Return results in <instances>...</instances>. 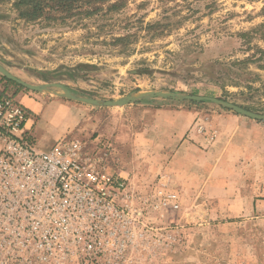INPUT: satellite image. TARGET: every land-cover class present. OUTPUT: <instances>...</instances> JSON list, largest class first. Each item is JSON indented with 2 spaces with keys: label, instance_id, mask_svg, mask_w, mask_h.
Instances as JSON below:
<instances>
[{
  "label": "rangeland",
  "instance_id": "obj_1",
  "mask_svg": "<svg viewBox=\"0 0 264 264\" xmlns=\"http://www.w3.org/2000/svg\"><path fill=\"white\" fill-rule=\"evenodd\" d=\"M125 1L119 13L28 23L18 18L12 0H0V65L31 85L61 84L76 96L102 102L137 92H169L214 97L264 115V0ZM157 21L180 25L166 37L150 39L143 28ZM128 31L139 33L130 54L113 42ZM4 78L0 74L12 94L10 86H18ZM19 91L25 95L17 93V101L37 119V132H66L60 140L77 138L90 152L109 145V171L125 172L138 192L149 191L166 176L180 193V210L163 219L164 226L179 232L176 243L168 249L151 246L139 264H264V187L253 186L264 178L263 163L230 165L227 173L213 178L217 188L210 197L208 187V203L201 205L194 201V189H184L168 165H157L155 153L148 161L141 153L146 148L130 140L152 120L144 111L159 105H189L203 118L228 110L213 103L158 98L142 105L94 107L24 87ZM42 99L65 104L70 120L59 111L47 119L33 115V100ZM54 146L36 145L43 151ZM149 221L159 219L154 214Z\"/></svg>",
  "mask_w": 264,
  "mask_h": 264
},
{
  "label": "built area",
  "instance_id": "obj_2",
  "mask_svg": "<svg viewBox=\"0 0 264 264\" xmlns=\"http://www.w3.org/2000/svg\"><path fill=\"white\" fill-rule=\"evenodd\" d=\"M33 120L0 89V264H139L151 246L176 243L163 219L182 200L166 176L140 193L109 171V145L90 152L67 136L43 151Z\"/></svg>",
  "mask_w": 264,
  "mask_h": 264
},
{
  "label": "crops",
  "instance_id": "obj_3",
  "mask_svg": "<svg viewBox=\"0 0 264 264\" xmlns=\"http://www.w3.org/2000/svg\"><path fill=\"white\" fill-rule=\"evenodd\" d=\"M5 86H7L5 83L0 82V89L7 92ZM10 87L13 88V93H7L16 99L17 93L24 94L23 91H19L20 87ZM33 101L37 104V110L32 113L33 115L47 119L53 111H59L64 120H70L68 107L58 99ZM144 112H150L152 120L150 123L147 121L144 123L146 128L133 133L130 138L132 145L139 144L141 149L146 148L141 153L148 161L155 153L157 165L160 167L168 165V169L173 172V178H179V181L183 183L179 184L184 189L188 188L189 191L194 189L195 203L201 205L208 203V187L210 188V197L214 192L212 188H217V185L213 184V178L227 173L230 165H242L245 168L247 165L264 164L263 123L232 112L215 110L205 117L208 119L205 124L207 132L199 133L197 126L204 118L201 117L202 113L197 108H192L189 105L169 104L146 109ZM33 121L32 134L36 143L42 148L47 149L55 145L66 133L54 136L46 130L43 133L37 132V119L34 118ZM72 128L74 127L72 126ZM210 130L218 132L213 143H209L207 138ZM165 161H169V164ZM124 174L125 172L121 173L122 176ZM186 177H189V181L185 179ZM258 180L261 183H253V186L264 187V178L260 177ZM200 198L202 199L199 201ZM205 212L208 215V211Z\"/></svg>",
  "mask_w": 264,
  "mask_h": 264
},
{
  "label": "trees",
  "instance_id": "obj_4",
  "mask_svg": "<svg viewBox=\"0 0 264 264\" xmlns=\"http://www.w3.org/2000/svg\"><path fill=\"white\" fill-rule=\"evenodd\" d=\"M13 8L18 14V18L28 23L38 22L40 20L48 21H66L68 19L82 17L90 19L102 14L119 13L126 6L125 0H12ZM164 1V0H163ZM259 1V0H253ZM105 6L106 9H105ZM169 18V17H168ZM180 21L177 23H163L157 21L148 23L143 30L150 39L162 38L168 36L174 29L179 28ZM139 39L138 32H126L118 37H114L113 42L122 53L130 54L133 45ZM6 82H11L4 78ZM20 88H23L17 85ZM6 92V91H5ZM197 104V103H194ZM247 110H250L246 108Z\"/></svg>",
  "mask_w": 264,
  "mask_h": 264
},
{
  "label": "water",
  "instance_id": "obj_5",
  "mask_svg": "<svg viewBox=\"0 0 264 264\" xmlns=\"http://www.w3.org/2000/svg\"><path fill=\"white\" fill-rule=\"evenodd\" d=\"M0 74L6 79L20 85L21 87H24L25 89H29L30 91H33L36 93L47 92V93L55 94L56 96L61 97V98L65 97L70 100L80 102L83 104H87L90 106H94V107H109V108L127 107L130 105L144 104L143 102L144 100L152 99V98L173 100V101L207 102V103L216 104L217 106L222 107L228 110L229 112L238 114L242 117H246L253 121L264 122L263 114L254 113L242 107H239V106H236L228 102L219 100L214 97H209V96L184 95V94H175V93H169V92H150L147 94H141V92H137L130 96H126L120 100H111V101L102 102L97 99H89V98L76 96L69 89H67L65 86L61 84H52V85H43V86L31 85L19 79L18 77L12 75L2 65H0ZM59 91H62L63 93H60Z\"/></svg>",
  "mask_w": 264,
  "mask_h": 264
}]
</instances>
